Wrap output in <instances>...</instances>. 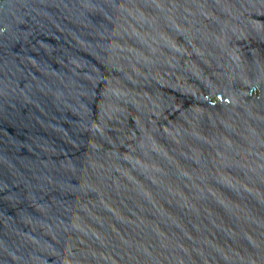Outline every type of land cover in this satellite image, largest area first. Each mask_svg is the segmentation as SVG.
Instances as JSON below:
<instances>
[{
	"label": "water",
	"instance_id": "95a60500",
	"mask_svg": "<svg viewBox=\"0 0 264 264\" xmlns=\"http://www.w3.org/2000/svg\"><path fill=\"white\" fill-rule=\"evenodd\" d=\"M0 264H264V0H0Z\"/></svg>",
	"mask_w": 264,
	"mask_h": 264
}]
</instances>
